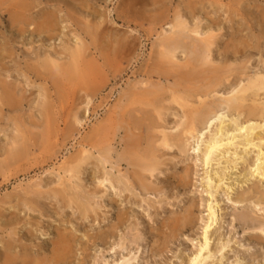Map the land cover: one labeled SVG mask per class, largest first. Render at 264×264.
<instances>
[{
  "label": "rangeland",
  "instance_id": "1",
  "mask_svg": "<svg viewBox=\"0 0 264 264\" xmlns=\"http://www.w3.org/2000/svg\"><path fill=\"white\" fill-rule=\"evenodd\" d=\"M188 2L192 0H77V12L70 19L56 14L49 35L20 38L10 26L15 2L0 0V77L10 78L21 104L15 111L0 108V250L4 239L15 255V239H21L16 250L25 246V252L43 264L56 229L75 237L66 264H120L122 258L131 264H184L196 250L207 217L205 177L217 165L203 167L196 140L189 139L184 153L159 148L157 169L151 175L142 173L150 190L140 187L132 176L140 169L128 165L129 159L123 156L125 143L133 138L130 128L144 108L131 94L139 95L142 84H149L144 72L159 50L167 24L177 14L187 28L198 26L203 34L216 36L202 69H233L246 62V75L263 74L264 0H200L194 15ZM100 21L96 38L82 34L80 27ZM74 32L84 45V55L73 66L78 76L68 78L65 71L49 75L52 68L45 69L43 56L36 58V53H56L58 64L66 67L72 60L64 49H73ZM122 40L125 47L120 45ZM174 56L176 63L186 66L189 55L184 48ZM33 67L46 73L47 80L35 77ZM151 81L166 100L157 117L158 131L175 134L184 117L167 102L172 80L167 85L163 79ZM244 81L229 76L212 95L222 97ZM194 91L189 93L191 106L196 105ZM46 105L51 108L48 115H44ZM20 145L24 153L11 157ZM83 150L84 155L80 154ZM64 169H71L75 176L69 179ZM186 169L185 186L180 178ZM233 172L229 182L242 173L241 165ZM54 190L66 192L65 198ZM241 190L247 186L235 192ZM224 191L219 194L218 236L211 237V245L214 248L221 237L228 247L215 260L223 257V264H261L264 235L253 227L259 225L255 219L260 220L264 233V212L247 211L249 219L242 221L239 216L252 204H235L233 194ZM78 194L81 207L77 209L69 199ZM84 207L91 210L89 216H84L88 213ZM188 211L193 215L188 217ZM118 215L123 222H118ZM187 217L191 223L174 233L173 224H182Z\"/></svg>",
  "mask_w": 264,
  "mask_h": 264
},
{
  "label": "bare ground",
  "instance_id": "2",
  "mask_svg": "<svg viewBox=\"0 0 264 264\" xmlns=\"http://www.w3.org/2000/svg\"><path fill=\"white\" fill-rule=\"evenodd\" d=\"M13 1L15 2V14L11 16L10 26L15 28L16 35L20 38H23L25 34L39 38L49 35V32L55 28L52 22L57 13H62L67 19H70L77 12V0ZM123 3L128 6L126 2ZM200 3V0L188 2L192 15L196 11L195 5H200ZM216 4L220 5L219 2H216ZM117 15L120 18V14ZM100 24L101 21L97 25L87 22L86 25L80 27V30L83 35H88L89 38L94 39L97 36L96 30ZM167 27L168 31H165L166 33L160 39L159 50L152 58L150 68L144 72L145 79L149 81V84H142L144 85L143 88L137 91L139 95L134 92L131 94V97H135L144 108L139 111L140 117L136 119L130 128L133 138L125 143L123 156L129 159L128 165H134L140 169V172L134 171L131 174L133 179L137 180L140 187L145 190L150 189L145 185L142 173L148 172L151 175L157 169L159 166L157 155L159 148H177L180 153H184L185 143L189 139H194L196 140V150L199 149L198 157L201 165L206 169L212 167V165H217V168L206 174L205 177L204 190L207 195V217L203 224L199 245L184 262V264H210L214 262L217 254L221 256L222 252L228 247V243L224 242L221 237L218 238L214 248L211 245V237H215L219 230V194L224 189L227 195L233 194V203L252 204L251 207L245 209V213L239 216L242 221L245 222L249 219L247 211H250V213L256 210L264 212V192H262L264 191V102L260 101L264 98L261 97L264 96V73L246 75L244 71L246 62H242L243 64L233 69L212 67L202 69L200 66L204 61L207 62L208 53L216 41V36L203 34L198 30V26L187 28L186 22L182 20L179 14L176 15L172 23L167 24ZM73 36V49H64L70 53L72 61L64 68L58 64L57 59L59 57L56 56V53L45 50L40 51L42 53H36V58L43 56L41 60L44 61L45 69L52 68L53 71L48 70L49 75L55 73L61 75L64 71L65 76H68V78H75L77 75L73 66L78 57L84 55V45L78 32H74ZM239 43L241 44V42ZM120 45L125 47L127 43L122 40ZM182 48L189 55L185 67L174 61L176 50ZM237 50L238 48H236ZM32 69L35 71V77L43 81L47 80L48 75L46 73L43 74L36 67ZM5 75H8V73L6 72ZM229 76H232L235 81L239 78H243L245 81L236 83L234 88L232 87L222 97L214 98L212 93L216 92V88L220 87L223 81L229 79ZM153 77L157 78L158 81L165 80L166 85L169 80H172V85L169 86L171 92L167 102L169 105L177 106L184 117V121L178 125L179 129L175 134L171 135L158 131L161 126L157 121V117H161V111L164 109L163 103L166 100L161 96L158 84L151 81ZM193 91L194 94L192 95L197 99L196 105L191 106L188 99L189 93ZM20 106V101L15 97V86L11 84L10 78L1 79L0 77V108L7 107L11 111H15ZM43 109L44 115L51 113L50 105L43 106ZM205 129L208 130L207 133H203ZM23 150L20 145L18 149L15 148V152L11 153L10 156L18 158L24 153ZM251 152L254 153L252 159L250 158ZM84 153V150L80 151V154L84 155ZM103 153V161H107V152ZM238 165H241L242 173L236 176L234 181L229 182L230 175L234 174L235 171L233 172V170ZM185 171L186 174L180 178V182L186 186L188 170ZM64 172L68 173L69 179L75 176L74 171L71 169H64ZM104 180L102 179L99 185H102ZM259 183H262V185ZM59 185L62 186L61 183ZM244 185L247 186V190L235 192L237 188L242 189ZM63 190H54L53 193L61 195ZM251 199L254 200L250 201ZM69 203L74 204L77 209L80 208L79 194L69 199ZM33 207L36 208L35 205ZM83 211L87 213L88 207H84ZM90 211L84 216H89ZM188 213V217L193 215L191 211H188ZM188 217L184 219L182 224L174 223L172 231L176 233L180 228L184 229L186 225L188 226L191 223L189 218L190 222L187 224ZM117 219L118 222L122 221L121 215H118ZM255 222L259 225L253 227V230H257L264 235L261 229L263 222L257 219H255ZM8 236H12V234L9 233ZM254 238L257 239L258 237ZM20 241L21 239L18 241L15 239V255H12L14 248L3 239L4 244L2 250H0V264H38V260L32 259L33 257L25 252V246L19 245L21 250H16V242ZM74 243L75 237L73 234L56 229L48 260L44 259L41 262L43 264H66L72 256ZM222 260L223 257L217 261L215 260L214 264H223ZM120 264H131V260L122 258ZM235 264L239 263L236 262ZM261 264H264V260Z\"/></svg>",
  "mask_w": 264,
  "mask_h": 264
}]
</instances>
